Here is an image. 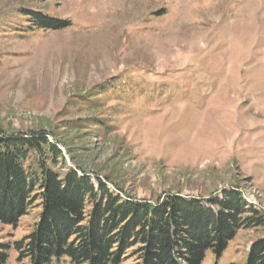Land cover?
I'll use <instances>...</instances> for the list:
<instances>
[{"label":"rangeland","instance_id":"obj_1","mask_svg":"<svg viewBox=\"0 0 264 264\" xmlns=\"http://www.w3.org/2000/svg\"><path fill=\"white\" fill-rule=\"evenodd\" d=\"M30 12L67 26L39 28ZM0 130L50 132L58 167L116 194L235 187L264 209V0H0ZM39 203L15 227L0 223L4 264H29L14 242ZM261 235L240 229L202 264H246Z\"/></svg>","mask_w":264,"mask_h":264},{"label":"trees","instance_id":"obj_2","mask_svg":"<svg viewBox=\"0 0 264 264\" xmlns=\"http://www.w3.org/2000/svg\"><path fill=\"white\" fill-rule=\"evenodd\" d=\"M29 14L39 28L67 26ZM59 160L64 161L62 150L50 132L7 135L0 130V223L15 227L40 200L33 231L14 242L20 260L202 264L208 251L220 256L240 229L258 228L262 235L251 243L246 264H264V209L248 204L238 188L225 189L220 197L176 193L137 199L110 191L99 176L95 184L80 167H58ZM9 249L0 244V264Z\"/></svg>","mask_w":264,"mask_h":264}]
</instances>
